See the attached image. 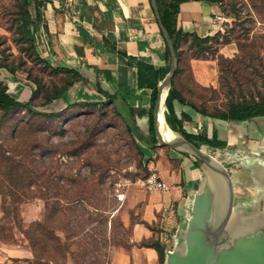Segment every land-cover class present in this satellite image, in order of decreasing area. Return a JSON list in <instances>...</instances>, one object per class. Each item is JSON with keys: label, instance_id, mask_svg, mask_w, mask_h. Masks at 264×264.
I'll return each mask as SVG.
<instances>
[{"label": "rangeland", "instance_id": "374dc122", "mask_svg": "<svg viewBox=\"0 0 264 264\" xmlns=\"http://www.w3.org/2000/svg\"><path fill=\"white\" fill-rule=\"evenodd\" d=\"M221 1L226 20L221 22V35L208 43L210 49L205 54L216 61V84L202 86L195 80L190 59L199 49L191 50V41L183 44L186 52L182 71L174 77L188 100L209 114L225 112L235 98L264 96V0ZM19 2L0 0V57L16 70L1 68L0 74H15L16 79L30 80L36 89L42 88L33 104L38 111L52 113L41 104L71 78L33 60L28 45L19 42ZM54 113L59 116L33 115L26 108L0 109V150L10 149L11 155H15L23 139L32 143L43 140L42 148L32 150L29 168L46 172L43 189L50 192L48 199L35 197L22 203H14L7 196L4 204L2 198L4 215L0 230L7 238L28 241L18 226L35 228L39 221H44L50 232L45 239L49 247L46 252H41V245H37L29 261L17 259L9 264H113L118 251L128 252L134 246L131 228L123 222V215L130 212L128 191L136 188L131 181L151 172L149 162L156 151L173 148L151 147L138 141L109 99L78 102ZM149 132L153 134L150 127ZM203 148L216 154V150ZM216 179V196L223 201L225 189L221 179ZM1 186L5 191L11 188L5 179ZM41 186L42 183L32 184L29 189L35 192ZM83 186L88 187L92 198L74 206L52 194L55 188L63 192ZM37 201H42V205ZM57 208L66 210L57 213ZM31 217L35 219L30 221ZM55 236L61 239L58 251L52 250Z\"/></svg>", "mask_w": 264, "mask_h": 264}, {"label": "crops", "instance_id": "0c3cea01", "mask_svg": "<svg viewBox=\"0 0 264 264\" xmlns=\"http://www.w3.org/2000/svg\"><path fill=\"white\" fill-rule=\"evenodd\" d=\"M39 1L43 2L41 18L35 10L32 12L38 51L53 66L73 69L82 75L45 110L57 112L78 102H105L109 99L105 87H111L128 101L134 113L148 112L152 90L139 87L138 68L130 65L129 57L159 68L168 65L166 41L151 0ZM219 14V4L206 0L185 2L177 13V33L212 36L222 28ZM190 66L198 84H216V61L191 58ZM16 76L2 71L0 81L5 82L12 96L28 100L36 86ZM174 105L187 132L208 138L217 135L219 141L226 143L217 149L205 146L216 150L214 155L228 166L234 181L235 233L229 235L228 245L235 239L242 241L246 234L264 230V116L229 120L205 115L179 100ZM183 113L193 120H184ZM141 125L146 130L145 120H141ZM201 165L193 156L175 149L156 151L149 162L150 169L156 170L170 189L147 191L136 187L128 191L130 212L123 215V222L131 228L134 246L128 252L118 251L113 264H160L155 248L138 245L148 239L160 240L166 252L185 247L183 235L193 216L204 176ZM3 214L0 195V218ZM32 257L33 251L26 243L0 240V264Z\"/></svg>", "mask_w": 264, "mask_h": 264}, {"label": "trees", "instance_id": "16d2710c", "mask_svg": "<svg viewBox=\"0 0 264 264\" xmlns=\"http://www.w3.org/2000/svg\"><path fill=\"white\" fill-rule=\"evenodd\" d=\"M192 1V0H158L160 12L164 21V24L170 31V34L174 40L178 57H179V66L176 71V77L181 73L182 68V58L186 51L182 49V45L186 41H191V50H198L199 53L192 56V58H204L205 54L208 52V43L216 39L221 35V31H218L216 34L212 36L201 37L197 34H189V33H177V13L181 7V5L185 2ZM212 3L220 4L221 0H206ZM43 2L39 0H35L34 2H30V0H20L19 2V12H18V27L17 32L19 35V42L26 43L28 45V49L33 55V60L40 61L47 65L48 67L52 68L55 72L63 73L65 75L70 76V80H68L64 85L57 87L54 91H52L51 95H47L44 102L41 104L43 107L49 105L57 98L63 96L78 80L82 79V75L77 71L65 67H55L53 66L48 60H46L41 53L38 51V44L34 34V25L35 21L33 18L32 12L35 10L37 12V16L41 18V6ZM167 45V43H166ZM167 59L168 65L165 68H159L155 65L148 63L142 59L137 57H129V63L132 66L138 68V85L142 88H149L152 90V106L148 110V112L141 113L140 116L143 117L145 115L149 116L150 119V126L151 130L154 133L153 127V109L154 103L156 100V96L158 93V85L159 83L165 78L166 74L170 70L171 64V56L170 51L167 45ZM1 68H8L11 72H15L14 68L9 67L3 62V59L0 57V69ZM175 77V78H176ZM41 86V83H40ZM101 91V87H99ZM42 88L38 87L33 91V94L28 100H20L12 96L8 92V86L5 84L4 81H0V109L9 111L11 109H20L26 108L29 112L33 115H43L45 117H57L59 113H48V112H41L36 110V105L33 104L35 98L41 93ZM104 92V91H103ZM108 96L109 101L114 104V108L118 111L117 106L115 105L116 95H110L105 92ZM175 100H179L182 103L190 104L192 107L196 108L199 112L210 115L214 117H219L223 119L229 120H248L252 119L256 116L264 115V96L260 97L259 99L256 98H235L230 103L229 108L225 112H221L219 114H209L205 109H200L195 103L188 100L187 96L183 91H181L175 83V79H173V84L170 89L169 95L167 97V110H166V120L169 126L176 132H179L181 136L185 139L189 140L190 142L194 143L198 147H203L205 145L210 146L211 148H222L225 146L226 143L219 141L217 135H214L212 138H208L206 136H198L192 133L187 132L181 125L180 118L178 117L174 102ZM183 119L188 120L191 122L193 118L190 115L183 113ZM128 130L130 133V127L128 126ZM16 129V132H18ZM156 142V140H155ZM22 144V145H21ZM20 150L16 148L15 155H11L12 150L10 149H2L0 150V193L3 196V202L6 203V197L12 198L14 203H22L28 202L32 198L39 197L42 199H48L47 195L50 192H46L44 187V180L42 179L46 172L45 171H33L29 168L30 165V156L31 152L34 149L42 148L43 140L39 139L36 142L32 143L26 139L21 141ZM7 152V154H6ZM9 152V154H8ZM85 152V151H83ZM75 154V153H74ZM36 159H33L32 162L34 163ZM150 173V172H149ZM149 173L146 175L148 176ZM145 176V177H146ZM4 179L7 180L11 188L8 191H5L1 186V183L4 182ZM42 183L41 189L37 191H30V186L32 184ZM28 187V188H26ZM55 198H61L66 200L67 204H72L71 206L76 205L81 201H86L87 199L92 198L90 195V191L88 190L87 186H83L82 189L80 187L75 191H59L55 188V191L52 192ZM101 191L97 193L100 196ZM59 201V200H57ZM5 209V208H4ZM63 208H57L56 212L59 213L61 211H65ZM70 210V209H69ZM6 211V209H5ZM4 215V214H3ZM116 213L114 214V217ZM3 216L0 218L2 220ZM33 227V226H32ZM31 225H22L18 226L20 233L28 240L24 241L23 239H11L7 238L4 235L3 231L0 230V240L7 242V243H26L33 251L34 256V247L37 245H41V252H46V248L48 244L45 243V239L48 237L50 233L44 223V221H39L36 223V227L32 228ZM14 233V229L11 230ZM53 237V251H58L60 249L59 240L61 241L58 236ZM141 247H153L158 251L160 264H164L165 257H166V249L164 245L155 238L144 240L138 243ZM51 246V245H50ZM45 254V253H44ZM17 260V259H14ZM29 261L30 258L25 259Z\"/></svg>", "mask_w": 264, "mask_h": 264}, {"label": "water", "instance_id": "95a60500", "mask_svg": "<svg viewBox=\"0 0 264 264\" xmlns=\"http://www.w3.org/2000/svg\"><path fill=\"white\" fill-rule=\"evenodd\" d=\"M151 4L171 56L170 70L158 85V93L154 103V133L149 132L151 126L148 115L141 117L134 113L131 105L124 97L116 93L111 87L105 88L108 93L110 92V95H116L115 104L138 141L151 147L169 146L193 156L202 164L204 176L202 185L196 195L193 216L183 235L185 247L181 250H168L165 264H200L197 261V256L208 246V253L201 264H264V230L250 236L246 234L239 242L235 239L232 245L227 243L229 235L235 233L233 223L235 187L228 166L216 155L185 139L179 132L177 133L181 137L180 139L167 140L163 135L162 115L164 120L167 121L166 101L179 66V57L170 31L164 24L158 0H151ZM166 89L167 94L164 95ZM163 103L165 111L162 113ZM141 120L146 121V130L142 127ZM216 176L221 179L220 184L225 189L223 201L216 196L215 186H218Z\"/></svg>", "mask_w": 264, "mask_h": 264}, {"label": "built area", "instance_id": "2783aa9c", "mask_svg": "<svg viewBox=\"0 0 264 264\" xmlns=\"http://www.w3.org/2000/svg\"><path fill=\"white\" fill-rule=\"evenodd\" d=\"M217 19L221 22L226 20L222 14L217 15ZM131 184L147 191H168L170 189V185L157 173L156 170H151L149 175L144 178L132 180Z\"/></svg>", "mask_w": 264, "mask_h": 264}, {"label": "bare ground", "instance_id": "6f19581e", "mask_svg": "<svg viewBox=\"0 0 264 264\" xmlns=\"http://www.w3.org/2000/svg\"><path fill=\"white\" fill-rule=\"evenodd\" d=\"M167 94V89L165 90L164 95ZM165 111V105L163 103L162 106V113ZM162 120H163V135L165 139L167 140H172V139H180L181 137L178 135L176 131H174L167 123V121L164 120L163 115H162ZM209 246L204 248L202 252H200L197 256V261L198 263H202L205 260L206 254L208 253Z\"/></svg>", "mask_w": 264, "mask_h": 264}, {"label": "clouds", "instance_id": "9594fccd", "mask_svg": "<svg viewBox=\"0 0 264 264\" xmlns=\"http://www.w3.org/2000/svg\"><path fill=\"white\" fill-rule=\"evenodd\" d=\"M37 203H40L42 205V201H37Z\"/></svg>", "mask_w": 264, "mask_h": 264}]
</instances>
